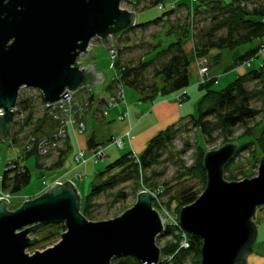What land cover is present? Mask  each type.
I'll use <instances>...</instances> for the list:
<instances>
[{"label":"water","instance_id":"obj_1","mask_svg":"<svg viewBox=\"0 0 264 264\" xmlns=\"http://www.w3.org/2000/svg\"><path fill=\"white\" fill-rule=\"evenodd\" d=\"M123 1L0 0L1 141H11L22 89L40 91L50 106L66 101L68 91L102 85V73L79 59L95 38L110 49L138 24L136 13L121 8ZM238 150V143H229L206 153V189L180 212L182 229L202 239L200 264H246L257 242L253 219L264 205V157L257 177L229 182L224 171ZM81 202L72 181L53 184L16 210L0 197V264H112L122 257L158 263L164 228L151 192H140L131 209L107 221L87 220ZM55 223L66 226L61 241L28 254L39 230Z\"/></svg>","mask_w":264,"mask_h":264},{"label":"trees","instance_id":"obj_2","mask_svg":"<svg viewBox=\"0 0 264 264\" xmlns=\"http://www.w3.org/2000/svg\"><path fill=\"white\" fill-rule=\"evenodd\" d=\"M151 1V5L145 9L158 8V0ZM168 8L154 21L137 24L132 29L144 30L152 25H159L165 20V17L174 16L177 10L185 9L186 16L182 23H170L167 30L166 35L174 37V40L166 45L156 43L155 47L147 52V54L153 53L151 59L141 58L135 63L123 61L122 55L125 48L118 49L117 60L113 65L114 70L119 74V81L124 87L128 86L136 90L142 96L141 100L152 102L158 97L169 96L187 89L190 86V72L195 61L202 58L209 59L211 51L234 50L264 38V0H232L228 3L222 0H198L197 7L192 8V11L187 3L179 4L177 9L176 6L175 9ZM203 23L207 24L203 25ZM122 37H124V34L117 41L120 42ZM190 42L193 43L194 48L192 50L189 49ZM261 48L259 46L241 55L235 61L236 65L255 58ZM219 56L220 54L215 57V64H217ZM150 70H152L151 73ZM149 74H151L150 77ZM252 81L264 82V63L260 69L238 76L233 83L220 92L210 89V86L215 83L214 80L202 85L207 92L199 103V117L183 118L179 123L156 135L150 140L147 148L138 158L133 153H126L104 171L98 172L96 174L97 182L93 183L90 192L82 197L81 214L89 221L95 220L96 199L121 184L133 183L134 189L135 186H140L141 181L145 185H149L148 171L162 163L163 156L173 145L183 122L192 124L204 136L206 144L215 138L214 134L216 132L230 139L238 126L245 128L242 138L250 137L252 129L249 128V123L259 114L252 107L251 102L257 96L264 98V87L259 90H251L247 87V84ZM114 86L115 82L112 81L110 87ZM42 100L44 102L43 96ZM30 102V99L19 97L17 108L21 107L23 111H27ZM32 122L29 121V123ZM29 123L27 122V124ZM40 128H42V125L36 128L35 135L38 136L37 133ZM11 141L15 143L14 139ZM92 142L93 138L88 141L89 144ZM252 146L256 148L255 150L258 147L262 157L264 156V130L260 132L256 141H248L240 145L236 156L226 167L224 173L230 171V167L234 165V160L241 151L251 149ZM198 148L200 155L195 159L193 165L190 167L182 165L179 171L180 174L177 175L176 179L180 181L187 178L197 179L202 184L203 189L198 190L191 186L181 191L177 197H172L171 200H175L178 210L193 204L207 186V173L204 167L205 154L200 146ZM32 155L40 157L33 151L22 155L21 160L24 161L25 158ZM65 156L66 152L61 151L57 161L50 168L62 167ZM12 162L14 167L9 168V164H7L5 172L0 178L1 192L9 196H16L30 185L32 174L27 167L21 165L19 159ZM234 176V174L229 176V182H234ZM149 186L152 188L149 191L156 194H167L170 190V184H164L161 187L158 185ZM117 196L125 197L126 195L119 192ZM43 231H48V238L50 239L57 235L61 236L66 231V226L63 223H55L41 228L38 233ZM169 234L174 235V231L167 229L160 238ZM189 237L191 248L188 251L179 253L171 264H187L188 260L191 264L201 263L202 239L191 234H189ZM176 249L177 245L175 243H166L161 251L163 255H167L175 253ZM191 257L193 260L190 259ZM112 264L141 263L134 257H122L120 259L115 258Z\"/></svg>","mask_w":264,"mask_h":264},{"label":"rangeland","instance_id":"obj_3","mask_svg":"<svg viewBox=\"0 0 264 264\" xmlns=\"http://www.w3.org/2000/svg\"><path fill=\"white\" fill-rule=\"evenodd\" d=\"M164 1L166 2V5H168L166 6L167 9H169L168 7H170L169 5L171 3H175L177 9L178 5L184 3V1H187L188 5L192 8H196L198 5V0ZM222 1L228 3L232 0ZM151 3V0H125L122 2L121 8L136 13L137 23L143 24L154 21L155 19L159 18L163 13L156 7L145 9L149 5H151ZM192 8H190L191 11ZM185 16L186 10L179 9L177 10L174 16H167V18L159 25H152L144 30L139 28L129 30L127 33L124 34V37H122L121 41H116V46H113L118 47V49L125 48L122 55V59L125 62L135 63V61H138L141 58L149 60L152 58L153 53L147 54V52L151 51V49L155 47L156 43H159L158 41H161L162 44L166 45L174 40V37L166 35L167 30L170 27V23H182ZM206 24L203 23V25ZM190 43V45L193 46V43ZM242 47H252V44H247ZM230 51L234 50H229L227 52ZM234 53H236V51ZM261 62H263V60ZM79 63H81L83 67L92 64L96 66L99 69V72L104 75L107 84L110 83L113 80V77L115 76V70L111 66L113 63L111 55L109 51L102 45V40L99 38H95L94 40H92L88 54L82 56L79 59ZM260 67L261 66H259L258 63L255 64L252 68L248 69L249 71L258 70L260 69ZM213 69L216 71H221L220 74H222L223 76L224 74L230 73L232 71L222 70L219 65L213 66ZM151 72L152 70H150V73ZM195 72V66L193 65L190 72L191 82L190 86L187 89L188 91L191 90V92H189V98H186L181 102L182 105L186 104L183 108V118H190L191 116L196 118L199 117V103L207 92V90L203 88L202 85H200L199 83L196 84ZM238 75V72H235V75H233L232 77L225 76L223 78H219L215 84H212L210 86V89L213 91L220 92L227 88L231 83H233L237 79ZM150 76L151 74H149V77ZM104 87L105 86L93 87V90L104 93ZM247 87L251 90H259L264 87V82L260 83L252 81L247 84ZM124 91L127 104H129V106H134L136 90L125 86ZM191 95L194 96L191 97ZM200 95L201 98H198ZM19 97H21L22 99H30L31 102L27 111H23L22 108L19 107L18 113L15 114V122L11 134V139H14L15 144L12 141L5 142L0 140V178L4 174L7 164L10 161H15L19 159L21 164L24 163V165L31 171L32 180L30 185L27 186L21 193L16 196H10L8 198L10 200V210L19 208L25 201L30 200L32 198H36L43 194L54 184L52 180L55 177H64L65 179H68L76 177V175H78L79 173H83L81 168H75L76 163L74 162V155L77 153L78 147L81 145L86 146L88 137L93 132H96L99 140L105 141L110 136V132L113 130L112 124L105 122L106 120L95 119L93 115H89L87 117L86 125L87 132H84L82 134H77L73 131L69 132L70 139L72 142V149L69 151L65 159L64 167L57 170H48L46 168L41 169V167H37V161L41 163L42 167H45L47 165H50V161L47 160L48 157H38L37 155H32L22 161L21 156L24 149L23 147H25L26 145L29 134H34L36 128H38L39 126L41 127V125L43 124L45 127H49L51 123L53 124V122L49 119L50 117L46 112L44 102L42 100V94L40 91L35 89H22L20 91ZM143 101L148 104H152L150 101ZM251 105L259 112V114L254 120L250 121L249 128L252 129V133L250 137L247 138H242V134L244 133L245 128L243 126H238L235 129L234 135L230 139H227L222 134L216 132L214 134L215 138L211 140L210 143L206 144L204 136L198 130H196L192 124H187L186 122L181 123V130L177 133L173 145L167 150V152L163 156L162 163L148 171V176L150 179L149 185H158L159 187H161L164 184H170V190H168L167 194H159L157 197L158 199L154 201L155 206L154 203L153 206L156 210L158 209L162 213L170 211L171 213H173V215L180 217V212L182 209L178 210L176 208L177 204L175 200L172 201L171 198L177 197L181 191L191 186L195 187L198 190L203 189L202 184L197 179L187 178L186 180L183 179L181 181L176 179L177 175L180 174L179 171L181 170L182 165L185 167H190L191 165H193V162L198 157V155H200V151L198 148L199 146L202 148L204 154L206 155V153L218 150L229 143H238L240 147V145L243 143L257 140L260 135V132L264 130V98L257 96L252 100ZM29 121L33 122L29 123ZM27 122L29 124H27ZM72 127L76 131L77 126ZM255 149L256 148L252 146L251 149H247L239 153V155L234 160V165L230 167V171L228 173H224V177L227 179V181H229L228 178L231 174L235 175L234 182L243 181L245 180L246 176V179H252L258 176V169L261 163L262 153L258 147L257 150ZM254 150L255 153L253 154ZM85 153L87 154V156L90 154L88 149H86ZM106 154L108 155V152ZM125 154V151H123V153H118L116 157H114L115 155L113 156L109 154L108 158L99 162L96 165L95 176L91 178L84 177L83 181H79V179H76V187H78V190L82 197L86 196L90 192L92 184L97 182L96 174L98 172L104 171L108 166L113 164ZM149 185H145L144 182L141 181L140 186H135L134 189V184L128 182L119 185L114 190H110L100 195L95 202V220H93L92 222L113 220L122 216L125 212H127L136 204L140 192L146 190L149 191V189H152ZM119 192H122V194H125L126 196L118 197L117 195ZM170 200L172 201L171 203ZM162 207L164 209H162ZM262 208H264V205L259 207L257 211V222L261 223V234H259L260 237L264 235L262 234V231L264 230V213L260 214V209ZM36 237L41 239V241H39L35 246L27 250V253L30 255H33L35 252L45 251L55 246L61 241V236L59 235L49 239L48 231L37 233ZM165 241L166 239H164V237H158L157 245L160 247L165 243ZM190 259L193 260L192 257Z\"/></svg>","mask_w":264,"mask_h":264},{"label":"crops","instance_id":"obj_4","mask_svg":"<svg viewBox=\"0 0 264 264\" xmlns=\"http://www.w3.org/2000/svg\"><path fill=\"white\" fill-rule=\"evenodd\" d=\"M184 3H187V1H184ZM190 8H192V7H190ZM158 42L161 43V41H158ZM259 46L260 47L264 46V38L261 40L254 41L252 43V47H242L241 46L239 48L234 49V51H230V52H227L226 50L225 51H218V50L211 51V53L209 54L210 55L209 56V62H210L211 79L214 80V82L216 83L219 78H223L225 76H231L232 77L233 75H235V72H238V74H239L238 76L244 75L247 72H249V69L247 67H245L243 64L236 65L235 61L241 55L246 53L247 51L254 49V48H257ZM193 48L194 47L192 45L189 47L190 50H192ZM107 50L109 51V49H107ZM235 51H236V53H234ZM218 54H220V56L217 59L218 60L217 64H215V60H216L215 57ZM152 57H153V55H152ZM260 60L261 61L263 60V62H261ZM198 61L199 60H196L195 64H194L195 71H196L195 72L196 84L198 83V79H199ZM250 62H251V65L249 68H252L255 64H258V63H259V66H262L264 63V48H261V50L259 51L257 56L255 58H252L250 60ZM215 65H219V67H221L222 70H230V71L232 70V71L230 73L224 74V76H223L222 74H220L221 71H216L213 69V66H215ZM89 66H94V65L92 64ZM94 67H95V71L100 74L101 72H99V69L96 66H94ZM102 76L104 77L103 74H102ZM104 79H105V77H104ZM106 82H107L106 80L103 81L101 86H105L104 87L105 88L104 93L109 96V95H112L114 93V87H112V88L110 87V86H112V81L108 84ZM187 89L180 91V92H177V93H174V94H171L169 96L158 97L154 101L151 102L152 104H148V103L144 102L143 100H141V96L137 91H135V105L134 106H129V104H127V106L119 105L115 108L108 110V109H106V106L96 103L89 110V112L87 113V115L85 117L86 125H87V117L89 115H93V117L95 119L106 120L105 122L112 124V127H113V130L110 132V136L107 138V140L101 141L98 139L96 132H93L88 137V141L91 138H93V142L91 144H89L87 141L86 146H84V145L79 146L77 153L74 155V162L76 163L75 168H81L83 173H79L78 175H76V177L68 178V179H65L64 177H57V178L55 177L52 180L53 183L55 184L57 182L72 181L76 185V183H75L76 179H79V181H83L84 177L91 178V177L95 176L96 165L99 162L95 163L93 161L92 157H93L94 149L96 148V146L98 147L99 145L104 146L105 152L106 153L108 152V155L106 154L107 155L106 158L109 157V154H111L113 156L115 155L114 157H116L118 155V153H123V151H125V153H133L137 157L140 156L145 151V149L147 148V146H148V144L152 138H154L159 133L165 131L166 129H168L172 125L179 123L183 119V108L186 104L182 105V103L178 100V96L185 93L186 98H189V92H191V90L188 91ZM95 92L101 93V92H97V91H95ZM201 95L198 98H201ZM192 96H194V95H191V97ZM195 97H197V96H195ZM198 98H197V100H198ZM105 112H106V114H105ZM122 113H126V117L124 120L119 119V116ZM55 130H56V125L54 123L53 124L51 123L49 127H45L44 125H42V128L39 129L37 134L40 137H49V136L54 134ZM70 131L77 133L72 126L67 127V138H66V140L62 143V145L58 149V151L55 153H52L47 159L48 161H50V165L42 167L41 163L39 161H37V164H38L37 167H41V169L46 168L48 170H53L50 167L57 161L58 155L60 154L61 151L66 152V156H65V159H66L69 151L72 149V146H71L72 142H71L70 135H69ZM128 131H130L129 137L126 136V133ZM85 132H87V128H86ZM112 138H122L125 141L124 148L119 149L117 146L111 145L110 141L112 140ZM86 149H88L90 152V154L88 156L85 153ZM80 153L84 154L85 159H87L86 163H84L82 161L81 162L76 161V156L79 155ZM64 164H65V160H64L63 166L60 168H57V169L63 168ZM21 165L25 166L24 163H22ZM57 169H54V170H57ZM79 176H81V178H79ZM1 195H5V196L10 197L9 195L3 194L2 192H1ZM257 211H258V209H257ZM263 213H264V208L260 209V214H263ZM259 219H260V217H259ZM253 220L257 225L258 238H257V242L254 246L253 253L248 257L246 264H264V235L262 237L259 236V234H261V232H260L261 223L257 222V212H256V216ZM262 228H263V226H262ZM262 234H264V230L262 231Z\"/></svg>","mask_w":264,"mask_h":264},{"label":"built area","instance_id":"obj_5","mask_svg":"<svg viewBox=\"0 0 264 264\" xmlns=\"http://www.w3.org/2000/svg\"><path fill=\"white\" fill-rule=\"evenodd\" d=\"M166 6L168 5H166L164 0H158V9L160 11L162 12L166 11ZM169 6L171 9H175L176 5L175 3H171ZM166 18L167 17H165L164 19ZM262 48H264V46H262ZM109 53L113 60V63L111 66L112 68H114L113 65L117 60L118 48L115 46H112L109 49ZM209 64L210 62L208 58L199 59L198 83L200 85H205L212 80L210 76ZM243 65L249 68L251 65V62L247 61L243 63ZM112 81L115 82L114 93L109 96L102 92L96 93L92 87H83L80 90L75 91V92L68 91L67 93L69 95V98L66 101L62 100L63 99L62 98L60 101L55 102L51 104L50 106L46 105L44 102L46 112L48 116L50 117V119L52 120V122L56 125V130L54 134L49 137H40L34 134H29V137L27 138V142L23 149L22 155L35 151L40 157H49L52 153L57 152L58 149L61 147L62 143L67 138V127L68 126H77L76 132L78 134H82L86 131L87 126L85 122V117L87 113L89 112V110L96 103L104 104L106 106V109L108 110L115 108L119 105L127 106L124 86L119 81V74L116 71H115V76L113 77ZM185 98H186L185 93L178 96V100L180 102H182V100H184ZM14 111H15V114L18 113L17 106L15 107ZM1 113L2 112L0 111V114ZM125 117H126V113H122L119 116V119L124 120ZM126 136L127 137L130 136V131L126 133ZM110 144L117 146L119 149H123L125 146V141L122 138H112V140L110 141ZM106 157L107 155H106L104 146L101 145L94 149L92 159L95 163L105 160ZM76 161L77 162L82 161L86 163L87 159H85V156L83 153H80L79 155L76 156ZM8 164H9V168L14 167L12 161H10ZM79 178H81V176H79ZM151 193L154 196V201H156L158 199L157 197L159 194H156L153 192ZM2 196L9 198L8 196H5V195H1L0 197ZM162 209L164 208L162 207ZM157 211L160 214L161 219H162L163 228H164L163 233L167 229H171L174 231V235L169 234L166 237H164L166 241L162 246L159 247L160 250L162 249V247H164L166 243H175L177 245V249L175 253H169L167 255H163L161 251V256L157 264H171L174 262V260L176 259L179 253L188 251L191 248V240L189 237V233L182 229L179 216L173 215V213H171L170 211H166L165 213L160 212L158 209ZM187 264H191L190 260H188Z\"/></svg>","mask_w":264,"mask_h":264}]
</instances>
